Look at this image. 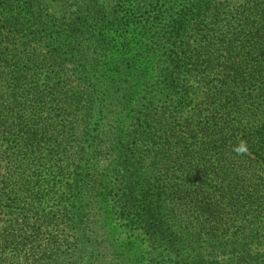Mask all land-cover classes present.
<instances>
[{
  "label": "trees",
  "instance_id": "trees-1",
  "mask_svg": "<svg viewBox=\"0 0 264 264\" xmlns=\"http://www.w3.org/2000/svg\"><path fill=\"white\" fill-rule=\"evenodd\" d=\"M86 2L54 35L44 0H0V264L49 221L31 180L46 151L89 258L114 260L109 200L146 238L131 264H206L202 242L233 248L209 264H264V0Z\"/></svg>",
  "mask_w": 264,
  "mask_h": 264
},
{
  "label": "rangeland",
  "instance_id": "rangeland-1",
  "mask_svg": "<svg viewBox=\"0 0 264 264\" xmlns=\"http://www.w3.org/2000/svg\"><path fill=\"white\" fill-rule=\"evenodd\" d=\"M47 4V11L50 13L51 25L49 27L52 30V33L56 35V28L54 23H71L77 17V9L72 5V0H44ZM80 4H86L87 0H79ZM100 3H110L112 4L110 8L117 5L120 0H97ZM234 4H238L242 0H232ZM73 6V7H72ZM87 37V36H85ZM22 41L16 40L17 44H22ZM34 43H30L31 51L35 48ZM46 44L43 47H38V51L41 55H44L47 51ZM67 76L63 77L66 82V77H69L71 81L69 85L76 83V78L73 74L72 65L68 64ZM46 73L43 75V78H46ZM69 75V76H68ZM64 82V83H65ZM43 84V82L41 83ZM1 144V143H0ZM5 146L0 145V181L8 171L9 164L6 161L1 160L2 150ZM63 157L57 152L48 153L46 151L43 155H39L36 161L42 163L37 169V176L32 177L31 180L34 184L37 185L35 189L38 193V196L41 197L42 203L35 205V219H40V221H46L44 223L37 222L36 229L38 232L35 233L31 238L33 242L28 247L20 248L19 250L13 251L10 247L8 249V255L6 258H3L1 264H102V262H107L110 264L120 263V264H131L132 260L136 257H142L146 246L147 241L139 230L129 231L124 226L125 224L118 221V216L112 211L111 202L108 200L107 208L108 215L107 218L111 219L116 225V235L114 240H111L103 243V245H98L102 251L105 258L113 257L114 260H106L104 258L91 259L89 258V252L96 245L94 242H88L83 244L85 247H82V243L79 242L78 230L76 226L78 225L72 217L74 215V209L71 204H66L69 212V217H65V201L64 198L71 196V191L64 186L66 180L70 179L69 174L60 175L58 172V165ZM49 182V183H48ZM38 185H40L38 187ZM0 190V196H1ZM27 195H25L24 200L27 201ZM102 202V201H101ZM40 203V202H39ZM6 203L0 201V228L3 226V223L9 219L10 214L6 211ZM7 206V205H6ZM99 212H104V209L99 210ZM105 226V225H104ZM108 227L105 226L104 230ZM29 233V232H28ZM130 243V245H128ZM87 245V248H86ZM201 247L203 249V255L200 257L202 260L209 264L213 257L211 253L214 252L209 244L203 243ZM257 246V247H256ZM255 249L264 250V244L260 247L258 244H255ZM143 250V251H142ZM233 248L227 245L223 251L225 253H220L222 251H215L214 255L218 256L219 261H227L229 256L228 252H232ZM132 257V258H130ZM8 258V259H7ZM142 262V260H141ZM143 264V262H142ZM144 264H147V261H144Z\"/></svg>",
  "mask_w": 264,
  "mask_h": 264
},
{
  "label": "clouds",
  "instance_id": "clouds-1",
  "mask_svg": "<svg viewBox=\"0 0 264 264\" xmlns=\"http://www.w3.org/2000/svg\"><path fill=\"white\" fill-rule=\"evenodd\" d=\"M243 149H238V151H242Z\"/></svg>",
  "mask_w": 264,
  "mask_h": 264
}]
</instances>
